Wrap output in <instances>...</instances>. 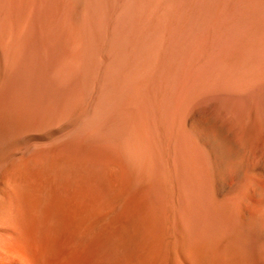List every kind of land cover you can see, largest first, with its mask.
<instances>
[{"label":"bare ground","instance_id":"1","mask_svg":"<svg viewBox=\"0 0 264 264\" xmlns=\"http://www.w3.org/2000/svg\"><path fill=\"white\" fill-rule=\"evenodd\" d=\"M26 1L0 0V6L8 3L7 14L18 17ZM73 6L76 16L84 14L82 0ZM96 17L89 18L98 26ZM168 44L166 65H157L131 114L126 97L135 73L118 86L116 80L113 93L122 99L111 122L105 98L99 100L88 116V158L78 156L82 142H68V149L51 158L40 150L0 159V264H88V251L93 264H264L261 228L235 222L245 194L213 191L214 163L198 128L204 120L195 118L198 106L221 92V80L232 98L264 80V0H180ZM186 47L195 59L211 58L213 65H178ZM246 56L254 65H237ZM128 194L130 209L121 207L105 239L89 244L88 222ZM99 199L95 213L91 206ZM241 240L250 249L232 245Z\"/></svg>","mask_w":264,"mask_h":264},{"label":"rangeland","instance_id":"2","mask_svg":"<svg viewBox=\"0 0 264 264\" xmlns=\"http://www.w3.org/2000/svg\"><path fill=\"white\" fill-rule=\"evenodd\" d=\"M179 1L95 0L92 7L91 0H82V11L88 14V19L83 17L84 14L79 17L75 15L74 0H27L18 17L8 15L10 5L3 3L0 6V128L6 127V124L12 127H8L9 132L7 127L5 129L8 138L5 130H2L0 137H5L0 142V159L30 157L40 150L46 158H51L56 150L68 149V142H82L78 156L88 158L87 138L92 129L88 127V116L94 112L99 100L105 98L106 116L111 122L114 105L122 99L119 94L113 93V87L117 81L118 86L135 73L134 84L126 97L131 98L127 107L128 115L131 114L157 65L167 63L166 51ZM93 15L98 17V26L90 22L89 17ZM92 38L95 45L91 44ZM245 60L237 65H254L251 57L246 56ZM213 63L211 58L195 59L188 47L178 60V65ZM198 73L199 69H196L191 75L193 77ZM226 83V80H221V92L201 103L195 116L198 121L204 120V124L200 122L198 128L204 137V147L211 156L210 161L214 163L212 188L217 196H233L239 191L245 194L235 222L260 227L263 232L264 80L245 95L233 98ZM236 93L234 91V95ZM131 197V194L125 195L118 200L120 206L117 203L112 210H104L96 220L88 222L92 224L88 225V243H94L96 239L100 243L105 239L107 232L117 224L114 221L116 213L126 205L130 209ZM99 200V203L91 206L95 213L102 205ZM262 232L257 235L264 240ZM232 245L242 251L252 246L242 240ZM92 259L88 251V264L94 263Z\"/></svg>","mask_w":264,"mask_h":264}]
</instances>
